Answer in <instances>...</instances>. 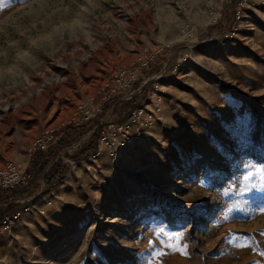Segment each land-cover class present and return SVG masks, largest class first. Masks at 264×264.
Listing matches in <instances>:
<instances>
[{"label": "rangeland", "instance_id": "obj_1", "mask_svg": "<svg viewBox=\"0 0 264 264\" xmlns=\"http://www.w3.org/2000/svg\"><path fill=\"white\" fill-rule=\"evenodd\" d=\"M93 118L0 264H264V0H0L4 181Z\"/></svg>", "mask_w": 264, "mask_h": 264}, {"label": "trees", "instance_id": "obj_2", "mask_svg": "<svg viewBox=\"0 0 264 264\" xmlns=\"http://www.w3.org/2000/svg\"><path fill=\"white\" fill-rule=\"evenodd\" d=\"M141 94L143 95V91ZM140 103L137 96L125 102L122 106L124 115L128 116L134 110L138 109ZM105 110L106 107H103L102 112ZM97 124L98 119L93 118L89 119L83 126H70L61 133L57 142L50 144L46 150H36L31 155L28 166L26 167L29 180L24 184H17L12 188L0 189V225L5 219L14 217L23 209L24 205L16 201L28 197L40 189V185L36 180L39 174H41L49 164L50 168L43 177L45 188L51 187L61 178L62 163L59 156L60 152L65 147L70 146L75 137L90 132ZM99 131L100 127H97L88 142L76 149L72 156H66V158L69 159L71 157L74 160H79L80 158L94 156L98 148L97 136Z\"/></svg>", "mask_w": 264, "mask_h": 264}, {"label": "built area", "instance_id": "obj_3", "mask_svg": "<svg viewBox=\"0 0 264 264\" xmlns=\"http://www.w3.org/2000/svg\"><path fill=\"white\" fill-rule=\"evenodd\" d=\"M8 170L12 171V170H14V168L8 169ZM6 173H7L6 171H0V189L12 188L13 186H15L17 184H24L29 180V175H27L26 169H25V174L23 175V177H21L20 179H17L13 184H8L6 181H4Z\"/></svg>", "mask_w": 264, "mask_h": 264}, {"label": "snow or ice", "instance_id": "obj_4", "mask_svg": "<svg viewBox=\"0 0 264 264\" xmlns=\"http://www.w3.org/2000/svg\"><path fill=\"white\" fill-rule=\"evenodd\" d=\"M237 124H240V125H242L243 124V121L242 120H240V119H238L237 120ZM229 126L228 125H225V128L227 129ZM214 143H217L216 141H213ZM217 147L218 148H220V149H222V145H220L219 143H217ZM182 251V250H181ZM182 254H183V252H182Z\"/></svg>", "mask_w": 264, "mask_h": 264}, {"label": "bare ground", "instance_id": "obj_5", "mask_svg": "<svg viewBox=\"0 0 264 264\" xmlns=\"http://www.w3.org/2000/svg\"><path fill=\"white\" fill-rule=\"evenodd\" d=\"M46 76V75H45ZM49 77V76H48ZM48 79V78H47ZM43 80V79H42ZM41 80V81H42ZM38 84V83H37ZM42 84V83H41ZM35 85V84H34ZM44 85V84H43ZM34 87V86H33ZM45 87V86H44ZM43 87V88H44ZM24 90L26 91V92H28L29 93V89L28 88H26V87H24ZM35 90V89H34ZM20 99H23V97H21ZM16 100V99H15ZM17 101V100H16ZM7 109L5 108V111H6Z\"/></svg>", "mask_w": 264, "mask_h": 264}, {"label": "water", "instance_id": "obj_6", "mask_svg": "<svg viewBox=\"0 0 264 264\" xmlns=\"http://www.w3.org/2000/svg\"><path fill=\"white\" fill-rule=\"evenodd\" d=\"M96 129V128H95Z\"/></svg>", "mask_w": 264, "mask_h": 264}]
</instances>
